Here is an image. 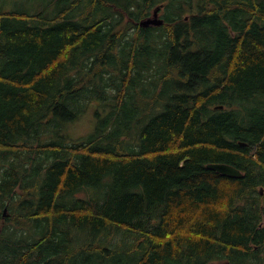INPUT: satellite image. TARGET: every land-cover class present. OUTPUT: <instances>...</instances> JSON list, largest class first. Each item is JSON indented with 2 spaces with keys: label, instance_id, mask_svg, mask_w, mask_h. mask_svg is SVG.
Returning <instances> with one entry per match:
<instances>
[{
  "label": "trees",
  "instance_id": "trees-1",
  "mask_svg": "<svg viewBox=\"0 0 264 264\" xmlns=\"http://www.w3.org/2000/svg\"><path fill=\"white\" fill-rule=\"evenodd\" d=\"M109 2L0 0V264H264V0Z\"/></svg>",
  "mask_w": 264,
  "mask_h": 264
},
{
  "label": "rangeland",
  "instance_id": "rangeland-1",
  "mask_svg": "<svg viewBox=\"0 0 264 264\" xmlns=\"http://www.w3.org/2000/svg\"><path fill=\"white\" fill-rule=\"evenodd\" d=\"M4 3V9L9 11L15 10H30V11H39L42 12L52 0H2ZM34 2V3H33ZM33 3V4H32ZM36 3V4H35ZM52 7L46 13L55 11L54 4H50ZM57 7V6H56ZM148 88L151 89V95L155 93V84L151 82V86L148 85ZM97 104H90L87 110L76 120H68L67 122V131L70 139L80 140L89 138L93 132L96 131L97 126L100 122V117H106L109 110L103 111L102 115L96 116ZM66 134V133H65Z\"/></svg>",
  "mask_w": 264,
  "mask_h": 264
},
{
  "label": "water",
  "instance_id": "water-1",
  "mask_svg": "<svg viewBox=\"0 0 264 264\" xmlns=\"http://www.w3.org/2000/svg\"><path fill=\"white\" fill-rule=\"evenodd\" d=\"M161 7L157 6L154 9L153 15L150 17L144 18L141 20L140 25L143 27H147L149 25H162L164 23V19L159 16V11ZM208 168L215 170L222 174H227L230 176L241 177L243 172L238 169L236 166L226 163V162H210L207 165ZM4 215H7V208L4 210Z\"/></svg>",
  "mask_w": 264,
  "mask_h": 264
},
{
  "label": "flooded vegetation",
  "instance_id": "flooded-vegetation-1",
  "mask_svg": "<svg viewBox=\"0 0 264 264\" xmlns=\"http://www.w3.org/2000/svg\"><path fill=\"white\" fill-rule=\"evenodd\" d=\"M110 0H102V2L103 3H105V5H107V4H111V2H109ZM119 1H122V0H118V2ZM161 6V10H160V12H159V14H160V17L161 18H163L164 19V23H165V21H166V16H165V9H164V5L163 4H161L160 5ZM156 8V6L155 7H153V10ZM115 9H117V6L115 5ZM120 9H121V7H120ZM153 10H149L148 11V14H146L145 16H143V17H141L140 19H139V21L136 23L135 21H132L133 22V25L135 26V28H134V30H136V32H139L140 31V29H138V27L140 28H147V29H151V27H159V26H162V25H164V23L162 24V25H149V26H147V27H143V26H141L140 25V22H141V20L142 19H144V18H147V17H150L151 15H152V13H153ZM152 11V12H151ZM189 18H190V13H188V14H185V16H184V19L185 20H189ZM138 26V27H137Z\"/></svg>",
  "mask_w": 264,
  "mask_h": 264
},
{
  "label": "bare ground",
  "instance_id": "bare-ground-1",
  "mask_svg": "<svg viewBox=\"0 0 264 264\" xmlns=\"http://www.w3.org/2000/svg\"><path fill=\"white\" fill-rule=\"evenodd\" d=\"M70 73V72H69Z\"/></svg>",
  "mask_w": 264,
  "mask_h": 264
}]
</instances>
